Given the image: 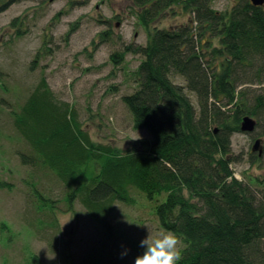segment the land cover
I'll use <instances>...</instances> for the list:
<instances>
[{"label":"trees","instance_id":"obj_1","mask_svg":"<svg viewBox=\"0 0 264 264\" xmlns=\"http://www.w3.org/2000/svg\"><path fill=\"white\" fill-rule=\"evenodd\" d=\"M234 1L231 11L220 12L213 0H135L147 43L111 59L119 66L128 54L143 58L134 75L139 87L122 100L134 128L148 131L151 140H138L127 152L94 142L45 79L28 95L22 115L15 114L33 151L32 158L21 154L23 165L34 168L37 161L54 173L68 191L69 209L79 201L91 216L113 192L114 200L132 205L130 188L137 185L155 203L160 227L183 242L177 264H264V190L243 184L232 169L239 162L232 136L241 132L243 118H255L257 128L264 124V8ZM176 6L194 15L190 23L151 31ZM175 76L186 86L175 84ZM9 77L0 72L2 92L9 93ZM248 85L260 90L252 95V89H240ZM186 89L196 95L197 107ZM1 103L14 107L5 98ZM100 209L104 217L93 221L113 229L110 211Z\"/></svg>","mask_w":264,"mask_h":264},{"label":"rangeland","instance_id":"obj_2","mask_svg":"<svg viewBox=\"0 0 264 264\" xmlns=\"http://www.w3.org/2000/svg\"><path fill=\"white\" fill-rule=\"evenodd\" d=\"M7 2L9 7L0 13V72L10 76L9 93L0 89V264H134L143 251L140 241L149 233L165 232L155 203L133 185L129 194L136 202L132 205L114 200L113 192L91 213L92 218L79 201L69 209L68 191L54 173L37 161L34 168L23 165L21 154L32 158L33 151L15 126V114L22 115L28 95L45 79L57 100L71 105L94 142L127 152L134 142L151 140L148 131L134 128L122 100L138 89L134 75L143 58L128 54L119 66L111 59L128 46L147 43V32L135 16V0H0V9ZM235 4L213 0L211 5L228 12ZM191 17L171 7L151 25V31L187 25ZM11 25L17 26L21 37H15ZM214 46L219 47L218 40ZM172 80L186 86L180 76ZM4 84L0 86L6 90ZM240 89H252L254 95L260 87ZM185 91L197 107L196 95ZM3 98L13 109L1 103ZM257 139L264 146V124L251 135L233 134L232 154L239 162L232 169L243 184L262 191L264 156L252 152ZM100 208L110 211L113 229L96 223L104 217ZM179 247L184 248L181 240Z\"/></svg>","mask_w":264,"mask_h":264},{"label":"clouds","instance_id":"obj_3","mask_svg":"<svg viewBox=\"0 0 264 264\" xmlns=\"http://www.w3.org/2000/svg\"><path fill=\"white\" fill-rule=\"evenodd\" d=\"M179 245V237L172 231L161 232L156 236L149 233L140 241L139 246L143 251L135 257L134 264H177L182 259ZM124 255H127L126 251L121 254L122 257Z\"/></svg>","mask_w":264,"mask_h":264},{"label":"water","instance_id":"obj_4","mask_svg":"<svg viewBox=\"0 0 264 264\" xmlns=\"http://www.w3.org/2000/svg\"><path fill=\"white\" fill-rule=\"evenodd\" d=\"M251 4L256 7H263L264 6V0H250ZM257 129V121L253 119L250 116H246L243 118L241 123V131L246 134H253ZM252 152L256 153L258 152V156L262 157L264 153V146H263V140L257 139L254 143V146L252 148Z\"/></svg>","mask_w":264,"mask_h":264}]
</instances>
